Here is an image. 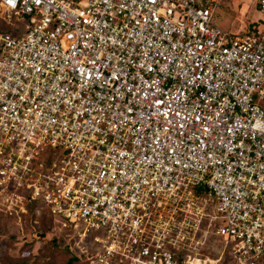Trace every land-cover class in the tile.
Returning <instances> with one entry per match:
<instances>
[{"label": "built area", "instance_id": "2783aa9c", "mask_svg": "<svg viewBox=\"0 0 264 264\" xmlns=\"http://www.w3.org/2000/svg\"><path fill=\"white\" fill-rule=\"evenodd\" d=\"M216 2L0 0V195L88 264H264V18Z\"/></svg>", "mask_w": 264, "mask_h": 264}, {"label": "rangeland", "instance_id": "374dc122", "mask_svg": "<svg viewBox=\"0 0 264 264\" xmlns=\"http://www.w3.org/2000/svg\"><path fill=\"white\" fill-rule=\"evenodd\" d=\"M256 0H217L213 5L212 23L230 33H243L252 22H260L264 16L256 8ZM0 7V29L14 27L23 33L15 21L2 18ZM85 224L77 222L75 230L51 223L44 210L37 212L32 207L21 211L14 207L11 199L0 195V264H88V257L95 251L91 241L94 232L84 237L76 235L83 231ZM75 233V234H74ZM214 251L202 252L210 259L219 256L222 243L219 238L207 236ZM78 257V258H77ZM225 256L220 264H235Z\"/></svg>", "mask_w": 264, "mask_h": 264}, {"label": "trees", "instance_id": "16d2710c", "mask_svg": "<svg viewBox=\"0 0 264 264\" xmlns=\"http://www.w3.org/2000/svg\"><path fill=\"white\" fill-rule=\"evenodd\" d=\"M253 22L247 27V30H250L252 27H253ZM25 207L27 208V207H32L36 212L38 211V210H44L47 214H48V216L50 217V220H51V223L54 225V221H53V219H52V217L49 215V212H48V210H47V208L44 206V205H42L41 203H39V202H37V201H26L25 202ZM78 258V257H77ZM73 259V258H72ZM70 260V264H73V260ZM13 264H17L16 263V261H13Z\"/></svg>", "mask_w": 264, "mask_h": 264}]
</instances>
